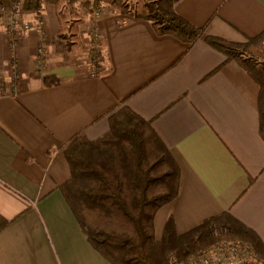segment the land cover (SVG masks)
<instances>
[{
    "label": "crops",
    "instance_id": "0c3cea01",
    "mask_svg": "<svg viewBox=\"0 0 264 264\" xmlns=\"http://www.w3.org/2000/svg\"><path fill=\"white\" fill-rule=\"evenodd\" d=\"M102 6L98 17L80 1H61L58 10L52 2L23 10L31 29L15 48L18 91L0 97V217L7 221L0 264H111L89 244L59 187L69 178L63 155L69 141L100 138L108 116L122 107L150 124L179 171L175 198L153 217L156 241L169 219L180 235L227 213L264 247L257 85L202 40L187 48L155 34L145 20ZM172 8L205 35L228 42L242 43L264 30V0H174ZM95 27L100 62L92 77ZM71 29L76 40L67 51L59 35ZM41 43L44 66L37 70ZM44 76L57 83L44 86ZM8 82L0 24V83L7 89Z\"/></svg>",
    "mask_w": 264,
    "mask_h": 264
},
{
    "label": "trees",
    "instance_id": "16d2710c",
    "mask_svg": "<svg viewBox=\"0 0 264 264\" xmlns=\"http://www.w3.org/2000/svg\"><path fill=\"white\" fill-rule=\"evenodd\" d=\"M11 1L15 0H0V5ZM20 1L23 10L32 11H39L46 2H52L57 10L61 1L68 6L80 1L90 9L104 5L149 22L155 34L170 36L187 48L202 40L223 55L225 62H234L257 85L264 140V30L242 43L208 36L173 11L174 0H135L134 11L127 10L122 0ZM59 32H63L62 25ZM69 32L73 38L74 31ZM59 38L65 40V35ZM65 46L70 51L74 44ZM42 82L47 87L56 84L57 79L44 76ZM107 120L108 131L100 138L88 141L76 135L69 141L63 150L69 178L59 187L87 241L103 258L111 264H168L170 256L182 258L224 238L248 242L258 256L253 264H264V247L257 236L227 213L205 219L180 235L169 219L161 239L156 241L153 217L177 194V165L150 124L129 109L119 108ZM6 225L0 217V231Z\"/></svg>",
    "mask_w": 264,
    "mask_h": 264
},
{
    "label": "built area",
    "instance_id": "2783aa9c",
    "mask_svg": "<svg viewBox=\"0 0 264 264\" xmlns=\"http://www.w3.org/2000/svg\"><path fill=\"white\" fill-rule=\"evenodd\" d=\"M100 10L94 12L98 17ZM119 23H123L119 20ZM0 24L3 26L4 42L8 51V85L5 89L0 83V97L15 95L17 93V80L19 78L18 62L15 48L20 37L31 29V25L23 18V5L20 0L11 1L0 5ZM44 28V20L37 19V32L41 36ZM95 43H93L88 61L91 65L90 76H96L99 66V54L96 42L97 28L92 30ZM37 70L44 66L42 43L37 47L34 56ZM257 254L253 247L246 242L235 239H221L215 243L188 253L182 258L170 256L168 264H253L257 261Z\"/></svg>",
    "mask_w": 264,
    "mask_h": 264
},
{
    "label": "rangeland",
    "instance_id": "374dc122",
    "mask_svg": "<svg viewBox=\"0 0 264 264\" xmlns=\"http://www.w3.org/2000/svg\"><path fill=\"white\" fill-rule=\"evenodd\" d=\"M142 2H147L148 0H141ZM122 2H123V4H124V6L126 7V9L127 10H131V11H134V9H135V7H136V1L135 0H122ZM82 3V2H81ZM84 4V3H83ZM61 5V4H60ZM102 5H99V7H98V9L100 10V7H101ZM88 7V6H87ZM103 7V6H102ZM105 7H107V8H110V7H108V6H105ZM107 8H105V9H107ZM96 11V9H94L93 10V12H95ZM69 12V11H68ZM74 13H72V15H73ZM69 15H71V14H69ZM69 15H67V18L69 19V24L70 25H72V24H74L73 22H71V18H72V15L71 16H69ZM69 32L67 31V34H65V40H66V42L67 43H73V42H75V40H76V38H75V36L72 38L71 37V34H68ZM220 239H224V238H220ZM205 247V246H204ZM201 248H203V247H201ZM198 249H200V248H198ZM198 249H196V250H198ZM195 251V250H194ZM193 252V251H192Z\"/></svg>",
    "mask_w": 264,
    "mask_h": 264
}]
</instances>
